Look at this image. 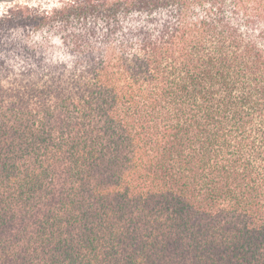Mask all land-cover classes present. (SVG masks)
I'll use <instances>...</instances> for the list:
<instances>
[{
	"label": "trees",
	"instance_id": "trees-1",
	"mask_svg": "<svg viewBox=\"0 0 264 264\" xmlns=\"http://www.w3.org/2000/svg\"><path fill=\"white\" fill-rule=\"evenodd\" d=\"M0 264H264V0L9 1Z\"/></svg>",
	"mask_w": 264,
	"mask_h": 264
},
{
	"label": "rangeland",
	"instance_id": "rangeland-1",
	"mask_svg": "<svg viewBox=\"0 0 264 264\" xmlns=\"http://www.w3.org/2000/svg\"><path fill=\"white\" fill-rule=\"evenodd\" d=\"M9 1H17L20 3L30 4V5H40V6H53L60 0H0V11L8 4Z\"/></svg>",
	"mask_w": 264,
	"mask_h": 264
}]
</instances>
